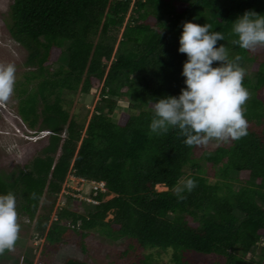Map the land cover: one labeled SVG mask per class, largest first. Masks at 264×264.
<instances>
[{
	"label": "trees",
	"instance_id": "obj_1",
	"mask_svg": "<svg viewBox=\"0 0 264 264\" xmlns=\"http://www.w3.org/2000/svg\"><path fill=\"white\" fill-rule=\"evenodd\" d=\"M131 3L12 1L7 28L27 50L25 64L32 69L25 83L37 80L31 90L20 84L18 113L30 128L47 132L25 169L0 171V194L11 191L19 198L18 207L51 246L73 232L85 237L96 229L112 239H135L143 248L171 249L174 264H195L184 258L187 251L225 257L216 264H264V244L256 258H246L264 234V45L242 49L232 43L231 31L243 11L264 14V0H134L124 23ZM184 20L221 31L224 40L217 44H225L230 58L239 55L243 68L253 62V77L244 72L241 81L253 91L243 110L246 134L223 139L206 155L219 166L215 181L194 160L199 144H185L174 128L159 135L148 128L153 110L144 106L185 86L186 55L177 51ZM54 49L61 58L51 69ZM99 86L101 98L84 128L64 107L61 92L88 93ZM117 96L132 102L136 112L113 121ZM188 163L195 169L186 174ZM68 174L103 181L104 189L93 190L95 202L84 212L58 207L48 226L54 200L49 212L38 214L41 200L44 194L55 198ZM240 175L246 176L244 183L235 187ZM182 177L195 186L177 194ZM67 197L69 203L78 200ZM108 213L112 217L106 218ZM25 261L31 264L28 257ZM60 264L86 263L68 256Z\"/></svg>",
	"mask_w": 264,
	"mask_h": 264
},
{
	"label": "rangeland",
	"instance_id": "obj_2",
	"mask_svg": "<svg viewBox=\"0 0 264 264\" xmlns=\"http://www.w3.org/2000/svg\"><path fill=\"white\" fill-rule=\"evenodd\" d=\"M13 0H0V64L13 63L15 65V79L13 90L6 100L0 101V171L2 173H9L12 170L19 168H26L27 164L31 162L33 157L38 154L39 147L43 144L45 138L43 137L47 131H36L24 122L18 113L19 101V86L25 83V75L31 67L25 64L27 50L25 47L14 40L7 28V21L10 18V5ZM126 14L124 23L129 17L132 7ZM117 34L118 40L121 37V31ZM258 48L254 49L253 53ZM60 50L54 49L51 54L50 67L54 69L60 63ZM252 61H248L244 66V72L253 77ZM25 83L26 89L31 90L35 86V82ZM248 97L244 104L253 96V91L248 90ZM63 98V105L70 111L79 121L84 123V128L90 119L92 112L95 109L96 103L101 98L100 86L92 87L88 93L71 92L63 90L61 92ZM116 100V106L111 112L110 117L113 121H117L124 113L136 112L131 108L129 100L123 97H113ZM146 109H152V106H144ZM224 141L211 138L207 143L199 144L194 149V160L197 161L204 175L208 180H218L219 166L211 164L206 159V155L213 153L214 150ZM195 167L188 163L184 167L186 174L194 171ZM233 175V173H232ZM242 180H233L234 186L237 187L243 184L246 178L245 175H240ZM184 177L180 179V183ZM93 183L91 181L83 180L79 177H73L68 174L62 183L61 191L53 198L44 194L38 214L49 212L52 201L53 207L50 212L48 226L52 219L56 218V209L61 206H67L79 212H84L90 203L91 193H93ZM158 190L166 189V186L157 184ZM68 195L78 199L77 202H68ZM113 194H107L106 198ZM19 198H16L17 222L20 225L18 230L17 240L12 248L0 250V264H26L25 257L31 261V264H60L68 257H75L82 259L86 264H174L173 251L168 249L166 251L154 248L140 247L135 239L121 237L119 239H112L96 229L91 230L85 237H81L79 233H72L64 241L59 242L56 246H51L45 242L44 234L41 235L34 227V221H30L18 207ZM112 217L108 213L106 218ZM264 244V234L261 236L258 243L248 252L246 258L251 256L257 257L261 246ZM184 258L195 262V264H216V262L223 263L224 256L217 254H203L196 252H185Z\"/></svg>",
	"mask_w": 264,
	"mask_h": 264
},
{
	"label": "clouds",
	"instance_id": "obj_3",
	"mask_svg": "<svg viewBox=\"0 0 264 264\" xmlns=\"http://www.w3.org/2000/svg\"><path fill=\"white\" fill-rule=\"evenodd\" d=\"M231 31L236 36L232 43L242 49L264 45V14L243 11L232 20ZM218 40H224V35L210 24L182 22L177 51L186 55L181 69L185 86L177 95L154 100L150 133L159 135L174 128L187 145L207 143L211 138L238 139L246 134L247 121L241 106L249 93L241 83L244 68L240 56L230 58L229 50L224 43L217 44ZM14 74L13 63L0 64V101L11 94ZM194 186L195 181L188 178L174 191L179 194ZM19 227L15 195L11 191L0 194V250L13 247Z\"/></svg>",
	"mask_w": 264,
	"mask_h": 264
},
{
	"label": "built area",
	"instance_id": "obj_4",
	"mask_svg": "<svg viewBox=\"0 0 264 264\" xmlns=\"http://www.w3.org/2000/svg\"><path fill=\"white\" fill-rule=\"evenodd\" d=\"M73 177H76V176H73ZM79 178L83 179L84 181L87 180L83 177H79ZM90 181H91V183H93L94 189H96V188L104 189V182L103 181H95V180H90ZM94 189H92V190H94ZM91 200H93V199H91ZM93 201H95V200H93Z\"/></svg>",
	"mask_w": 264,
	"mask_h": 264
}]
</instances>
